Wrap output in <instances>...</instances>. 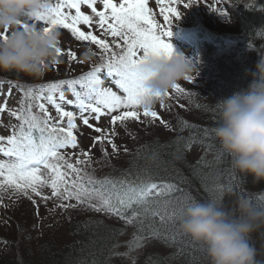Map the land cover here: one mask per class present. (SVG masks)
Listing matches in <instances>:
<instances>
[{
  "label": "trees",
  "instance_id": "trees-1",
  "mask_svg": "<svg viewBox=\"0 0 264 264\" xmlns=\"http://www.w3.org/2000/svg\"><path fill=\"white\" fill-rule=\"evenodd\" d=\"M261 5H264V0H221L219 4L216 0H207V3L200 0V3L188 8L180 6L182 15L179 20L172 19L171 31L188 30L200 40L201 49L191 61L197 64L201 74L196 77L194 73L191 83L185 79L179 81L185 92L173 93L171 100L166 99L169 108H161L159 101L153 104L159 115L164 120L168 119L172 129H175L173 135L150 137V127L157 131V123L129 121L123 126L135 123L146 125L142 130L144 134L126 130L117 134L114 142L120 149L118 154H113L111 146L106 143L91 147V137L89 140L92 143L89 146L86 143L83 149L91 147L93 163L87 168L88 173L97 180L108 178L115 188L112 184L106 187L120 194L127 192L130 185L139 186L141 180L147 178L158 185L173 184L176 190L160 199H170L174 203L180 201L183 208L197 201L215 200L225 210L235 212L236 200L240 196H246L256 206L264 205V181L257 182L252 176L235 170L232 157L222 150L212 131L218 123L216 102L246 89L252 83L257 61L264 55V11L260 10ZM210 6L233 12L237 21L233 31L221 30L223 19L218 18L215 23L214 14L218 13L213 11L210 15ZM210 19L214 20V24L209 23ZM64 31L66 33L61 36L60 45L63 52L58 57V64H50L41 77L0 71V86L7 89L6 81L12 80L26 89L29 85L75 78L100 63L99 56L87 59L84 56L89 48L98 52L95 46L87 42L76 45L70 33ZM68 48L75 50L78 60L85 62L73 61L69 66ZM11 90L20 97L21 105L24 93L18 88ZM181 104L185 107L181 108ZM33 111L38 112V109ZM189 112L194 113L190 116ZM19 124L20 121L17 126ZM127 143L132 145L129 152L124 151L128 145L122 147ZM103 145L110 154L106 159L101 152ZM47 202L53 204L54 199ZM70 203L75 204L76 201ZM32 211L33 216H40L44 212L43 205L39 204V215L37 207ZM131 211L129 209L127 214L131 215ZM98 213L102 215L79 207L71 214L66 236L68 242L55 238L34 241L33 235H30L34 226L24 224L18 216L7 214V222L0 224V264H129L126 259L120 261L113 258L118 253L117 240L123 233H129L135 239L139 237L138 240L155 236L165 241L170 251L167 255L161 252L144 255L132 264H209L203 247L181 234L176 222H161L158 215L142 217L141 228L139 223L125 224L118 217ZM249 242L256 250L257 264H264V227L253 232Z\"/></svg>",
  "mask_w": 264,
  "mask_h": 264
},
{
  "label": "snow or ice",
  "instance_id": "snow-or-ice-1",
  "mask_svg": "<svg viewBox=\"0 0 264 264\" xmlns=\"http://www.w3.org/2000/svg\"><path fill=\"white\" fill-rule=\"evenodd\" d=\"M98 2L102 9H98ZM220 2L216 0L217 4ZM198 3L200 0H156L162 23L157 21L149 0H119L118 3L116 0H56L55 3L51 0L46 11L29 14V20L42 23L45 32L66 30L76 41L95 46L98 52L89 48L84 56L86 59L99 56L100 63L78 77L29 85L26 89L12 80L6 81L10 89L18 88L25 98L18 110L8 109L6 101L0 104V113L9 111L20 121L18 126H12L10 135H0V194L10 191L17 198L26 197L33 204H37L35 197L45 203L55 199L58 201L55 207L64 210L85 207L89 211L118 217L125 224L139 223L141 228V218L148 216L158 215L161 222L175 223L177 214L183 209L182 203L160 199L175 191V185H158L147 178L142 179L139 186L130 185L127 192L120 194L106 187L112 184L115 188L111 180H97L87 168L93 163L91 147L106 143L111 146L113 154L119 153L120 149L114 142L118 125L129 121L145 123L147 120L169 128L153 104L159 101L161 108H169L166 99L171 100L173 93L181 94L185 89L177 83L171 91L157 93L150 103H146L147 93L143 86L146 78L139 73L138 66L149 57L167 59L174 55L172 45L165 39L172 35V19L179 20L182 15L180 6L188 8ZM82 6L90 9L91 14H86ZM210 8L226 18L229 15L218 6ZM260 10L264 11V5ZM56 51L58 56L63 52L61 46ZM67 57L69 66L73 61L85 62L78 60L77 52L72 48L67 49ZM58 63L57 60L53 64ZM102 75L111 78L110 82L119 92L105 87ZM185 80L191 83L193 77ZM65 87L74 100L66 99ZM41 100L54 107L55 117L45 103L39 102ZM64 104L75 105L82 123L99 134L93 138L89 150L81 149L78 154L71 155L61 151L79 148L74 134L77 115L65 110ZM180 107L185 106L181 104ZM33 109L39 111L34 112ZM102 117L109 118L110 129L90 123L91 119L99 123ZM124 151L128 149L124 148ZM101 152L105 159L110 155L107 147L101 148ZM45 188L50 190V195L44 194ZM73 200L75 204L70 203ZM129 209L132 210L131 215L127 214Z\"/></svg>",
  "mask_w": 264,
  "mask_h": 264
},
{
  "label": "clouds",
  "instance_id": "clouds-1",
  "mask_svg": "<svg viewBox=\"0 0 264 264\" xmlns=\"http://www.w3.org/2000/svg\"><path fill=\"white\" fill-rule=\"evenodd\" d=\"M51 0H0V71L41 77L58 60L61 33L30 23L29 14L46 11ZM252 83L216 102L218 123L213 134L222 150L232 157V167L264 181V55L255 65ZM144 76L146 103L157 93L198 72V66L181 55L167 59L149 57L138 66ZM178 230L201 245L209 264H257L249 242L264 227V205L246 196L236 200L235 212L215 200L197 201L175 218Z\"/></svg>",
  "mask_w": 264,
  "mask_h": 264
},
{
  "label": "rangeland",
  "instance_id": "rangeland-1",
  "mask_svg": "<svg viewBox=\"0 0 264 264\" xmlns=\"http://www.w3.org/2000/svg\"><path fill=\"white\" fill-rule=\"evenodd\" d=\"M52 2L55 3L56 0H52ZM82 9L87 10L88 8L85 6V7H82ZM88 10H90V9H88ZM212 12L213 11L211 10L210 15ZM228 12H229V15L227 18L222 16V15H219V14L218 15L214 14L215 23L218 21V18L223 19V20H221L222 21L221 30H223L224 32L233 31L234 27H235V22H237L236 18L234 16H232L233 15L232 12H230V11H228ZM214 20L210 19L209 23L211 25L214 24ZM29 22L30 23H36L35 21H32V20H30ZM36 24L38 26H41V27L43 25L42 23H36ZM215 28L218 29V26H216ZM64 33H66V32L61 31V36H63ZM61 36H60V40H62ZM166 41L172 45L173 50H174V55H181L186 59H190L191 51H192L193 46H194L193 39L185 37V36H176V37L173 36L170 38H166ZM75 43L77 45L80 42L75 40ZM64 53H65V51H64ZM74 70H76V69H73V71ZM78 73L79 72H77V74ZM200 74H201V71L198 68V75L197 76H199ZM101 78L105 80V84H104L105 87H112L114 91L119 92V89H117L115 87V85L110 82L111 78H107L106 76H102ZM197 81H198V79L196 80V82ZM57 96H58V94H57ZM182 99L184 100V97ZM63 106H64V108H66V110L76 113V115H77L76 121H78L77 124L79 126L83 125L82 121L79 119V111L75 105H68L67 104V105H63ZM189 107L193 109V107H191V106H189ZM193 113L194 112H189V115L192 116ZM165 120L167 121L169 128H165L163 125H161L157 122V124L159 125L158 130L157 131H155L154 129L152 130V128L150 127V133H149V134H151L150 137L158 135V134H162L164 137L173 135V131L175 129L174 130L172 129V126H171L170 122L168 121V119H165ZM90 122L97 124L99 126L101 125L102 127H108L110 125V121H109L108 117H102L101 120L99 121V123H97V121H95V119H91ZM8 123H11V120L9 118L5 122H0V135H3L2 131H4L6 129V127H7L6 125ZM111 127H109L108 129H110ZM143 128H146V125H144V124L141 125V124L135 123V124H130L129 126L118 125V126H116L115 130L119 131L117 134H119L123 130H126L130 133L141 132L142 134H144L143 133L144 131H142ZM97 135L98 134L93 133V134L85 135L84 137L82 136V138L80 136L79 148H77V151L75 153L78 154L81 149L86 148L87 144L89 146L92 143L89 139L91 137L94 138ZM132 144H133V141H132ZM126 145H128V146H126ZM124 146H126V147H124ZM104 147L105 146L103 145V148ZM122 147L127 148L128 149L127 152H129L132 148V145L130 146L129 143H127V144L123 145ZM0 158H2V157H0ZM0 195H2V199H0V224L7 222V214H8V216L14 215V216H18V219L21 220L22 222L24 221V224H26V225L31 224L34 226L33 232L30 233V235H33L32 239L34 241H40V240L42 241L44 239L52 240L54 238L57 241L58 240H61V241H67L68 240L66 238V236H67L68 231H69L68 230L69 229V216L71 214L77 212L79 207L76 209L64 210V209H61L59 207H55V205L58 203V201H56L55 199H54L53 204H48V202L45 203L44 201L40 200L39 197H35L38 206H39V204L40 205L42 204L43 208H44V212L40 216L35 217L32 214V212H33L32 208L33 209L36 208L37 204H33L31 200H29L23 196H20L19 198H17V196L12 194L10 191L4 192ZM52 209H54V211H50ZM21 213H22V215H21ZM86 213H88V211H86ZM97 215H102V214L97 212ZM150 245L151 246H148L149 249L146 252H144V249L142 247L141 248H134L135 250L134 249L124 250L122 257H124V258L129 257L128 262H133V260H136L135 257H140L141 255L143 257V255L145 253L157 252V251H159V249H161V245H156L154 243H150Z\"/></svg>",
  "mask_w": 264,
  "mask_h": 264
}]
</instances>
